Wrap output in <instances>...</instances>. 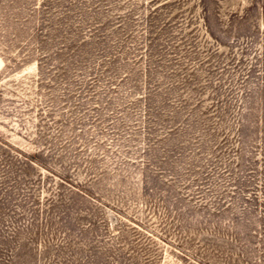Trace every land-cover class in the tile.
<instances>
[{"label": "rangeland", "instance_id": "obj_1", "mask_svg": "<svg viewBox=\"0 0 264 264\" xmlns=\"http://www.w3.org/2000/svg\"><path fill=\"white\" fill-rule=\"evenodd\" d=\"M0 264H264V0H0Z\"/></svg>", "mask_w": 264, "mask_h": 264}]
</instances>
